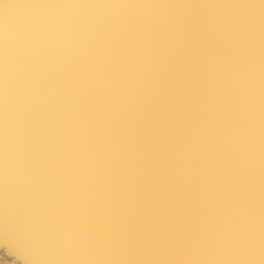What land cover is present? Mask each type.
Masks as SVG:
<instances>
[{"label": "water", "instance_id": "95a60500", "mask_svg": "<svg viewBox=\"0 0 264 264\" xmlns=\"http://www.w3.org/2000/svg\"><path fill=\"white\" fill-rule=\"evenodd\" d=\"M3 247L264 264V0H0Z\"/></svg>", "mask_w": 264, "mask_h": 264}, {"label": "bare ground", "instance_id": "6f19581e", "mask_svg": "<svg viewBox=\"0 0 264 264\" xmlns=\"http://www.w3.org/2000/svg\"><path fill=\"white\" fill-rule=\"evenodd\" d=\"M0 264H21L20 259L16 255L8 253L5 247L0 248Z\"/></svg>", "mask_w": 264, "mask_h": 264}, {"label": "snow or ice", "instance_id": "6c2138e0", "mask_svg": "<svg viewBox=\"0 0 264 264\" xmlns=\"http://www.w3.org/2000/svg\"><path fill=\"white\" fill-rule=\"evenodd\" d=\"M9 253L10 254H15L14 251L12 249H9Z\"/></svg>", "mask_w": 264, "mask_h": 264}]
</instances>
